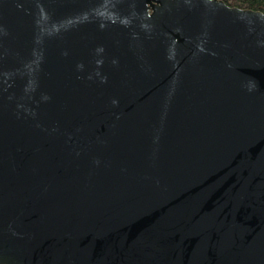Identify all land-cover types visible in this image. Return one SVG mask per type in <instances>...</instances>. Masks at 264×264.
<instances>
[{
    "label": "water",
    "instance_id": "obj_1",
    "mask_svg": "<svg viewBox=\"0 0 264 264\" xmlns=\"http://www.w3.org/2000/svg\"><path fill=\"white\" fill-rule=\"evenodd\" d=\"M0 264H264V13L0 0Z\"/></svg>",
    "mask_w": 264,
    "mask_h": 264
},
{
    "label": "trees",
    "instance_id": "obj_2",
    "mask_svg": "<svg viewBox=\"0 0 264 264\" xmlns=\"http://www.w3.org/2000/svg\"><path fill=\"white\" fill-rule=\"evenodd\" d=\"M227 5L240 9H250L264 13V0H222Z\"/></svg>",
    "mask_w": 264,
    "mask_h": 264
}]
</instances>
